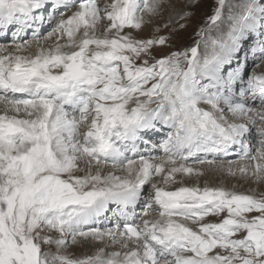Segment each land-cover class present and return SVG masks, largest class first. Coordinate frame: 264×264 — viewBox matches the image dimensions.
Wrapping results in <instances>:
<instances>
[{"label":"snow or ice","instance_id":"6c2138e0","mask_svg":"<svg viewBox=\"0 0 264 264\" xmlns=\"http://www.w3.org/2000/svg\"><path fill=\"white\" fill-rule=\"evenodd\" d=\"M165 7L0 0V264H264V0Z\"/></svg>","mask_w":264,"mask_h":264},{"label":"rangeland","instance_id":"374dc122","mask_svg":"<svg viewBox=\"0 0 264 264\" xmlns=\"http://www.w3.org/2000/svg\"><path fill=\"white\" fill-rule=\"evenodd\" d=\"M101 4L105 2V0H100ZM167 4H171L173 6L172 9H168L165 7V10L163 11L162 15L159 17H156L154 19V23L152 26L146 28L142 33L139 34L138 38L142 39H149L152 38V36L155 35H165L170 36L171 42L173 44L174 49H181L183 47H188L194 42V33L197 30L199 26H202L204 24V21L207 17L212 15V10L215 7V0H195V6L193 7V0H167ZM171 11L177 13V17L172 19H169L171 16ZM184 11H191L193 15L186 19V20H180L179 15L182 14ZM165 24H168V28H164L163 26ZM185 24L186 27L181 29L180 25ZM155 27H160L161 31L159 33H154L153 29ZM127 31V30H126ZM215 35V33H213ZM0 42H8L10 43V37L7 41H0ZM252 62L249 61V68H251ZM257 74H264V65H261L259 68L256 69ZM235 157H229V159H233ZM236 181L229 180L227 182V185L230 183H235ZM246 187H258L256 185H253L251 183H240ZM179 185H175L173 187H178ZM260 187L264 188V184L260 185ZM139 211V209H138ZM79 246H71L69 248V252L73 253L77 256L80 253L78 251ZM98 247V245H84V250H88L93 248L92 252L95 250V248ZM91 252V253H92ZM90 253V254H91Z\"/></svg>","mask_w":264,"mask_h":264},{"label":"bare ground","instance_id":"6f19581e","mask_svg":"<svg viewBox=\"0 0 264 264\" xmlns=\"http://www.w3.org/2000/svg\"><path fill=\"white\" fill-rule=\"evenodd\" d=\"M177 16H178L177 13L171 11V16L169 17V19H172V17H173V18H176ZM235 183H237V187H236L235 190H236V191H239V192H246L249 188H256V187H251V186H250V187H246V186H244V185H242V184H240V183H238V182H235ZM232 184H233V183H230V184H228L227 186H228V187H231ZM257 190H258V191H262V190H264V188L258 186V187H257ZM92 250H93V248L88 249V250L86 251V250H84V246H83V247L79 246V247H78V251H80V253H79L78 255H81L82 253L90 254V253L92 252Z\"/></svg>","mask_w":264,"mask_h":264}]
</instances>
